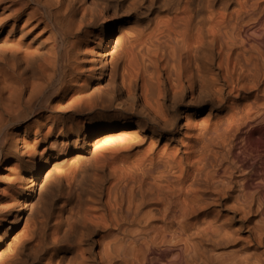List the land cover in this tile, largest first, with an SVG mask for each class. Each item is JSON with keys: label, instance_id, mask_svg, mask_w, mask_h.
Masks as SVG:
<instances>
[{"label": "bare ground", "instance_id": "1", "mask_svg": "<svg viewBox=\"0 0 264 264\" xmlns=\"http://www.w3.org/2000/svg\"><path fill=\"white\" fill-rule=\"evenodd\" d=\"M258 126L264 0H0V264H191L202 214L264 247Z\"/></svg>", "mask_w": 264, "mask_h": 264}, {"label": "rangeland", "instance_id": "2", "mask_svg": "<svg viewBox=\"0 0 264 264\" xmlns=\"http://www.w3.org/2000/svg\"><path fill=\"white\" fill-rule=\"evenodd\" d=\"M249 24L251 27L253 26V23L250 22ZM263 128H264V126H258L257 128H255L253 135H252V138H251L252 143L254 142L256 144L259 141L261 142V137H260L258 132ZM91 149H92V147H91ZM228 150H229V146H227L224 151L228 152ZM232 171H233V173H235V174H233V177H232L233 182L235 181L234 184L236 183L235 184V188H236L235 195H238L239 193H242V192L245 193V191H247L246 193L250 194V195H256V196L258 195L257 190L261 189L260 186L263 184V181H262L263 179H262L261 175H258V176L255 174L253 175L252 172H249L250 171L249 169H246L244 167H236L235 166L234 170H232ZM44 173H42V174H44ZM245 181H247V183L249 181V184L246 183L247 186L245 185ZM242 186L246 189H243ZM237 188H238V190H237ZM241 189H243V190H241ZM254 206H255V210H253V211L255 213L253 212V214L251 215L252 217L250 219V220H253V222L252 221H250V222H251V224H253L255 226L258 225L256 227H259V228L261 227L260 230L262 229L261 231H263L264 230V221H263L264 218H261V217H264L262 215V212H263L262 210H264V208H262L260 210V204L257 201L253 205V209H254ZM257 209H259L258 210L259 213L257 212ZM225 214H226V212H225ZM255 214H257V215H255ZM204 217H203V214L200 215L201 220L199 222L200 224H198L199 225L198 229L200 228V230H203V233H204L205 226L207 225V223L205 222L206 220L205 221L203 220ZM261 221H263V222H261ZM203 222H205V223H203ZM133 229L135 230L136 228H133ZM203 233H201L202 235L192 234L190 237L187 236V240L190 239V240H188L189 242L185 238L186 235L185 236L182 235V237L184 236L182 240H181L182 237L179 238L180 242H178L179 244H177V246L179 245L178 247H180L181 245H182V247H186L187 244H189L188 247L190 246V248H187L188 249L187 251L191 255V259H192V260H190L192 262L191 264H193V263H195V264H198V263L199 264H264V262H262V261H264V253L263 252H262L263 254L260 253L261 251H264V247L263 246L260 247V246H257L256 244H253L254 240H255L254 234H252L247 228L245 230H243V232H241L239 235V237H241V238L243 237V239H246L247 241L242 239V243L240 240V242L239 241L232 242L231 245L230 244H222V245L219 244L218 246L216 245L217 248L215 247V245H213L211 243L212 242L211 240L209 242V239H211L212 235L211 234L207 235V233H205L203 235ZM263 233H264V231H263ZM241 235H243V236H241ZM247 236H248V239H247ZM249 237H251L250 240L253 241L252 244H251V241H249V243H248ZM184 238H185V240H184ZM243 242H244L245 246H243L244 245ZM246 242H247L248 246L246 245ZM185 243H187V244H185ZM210 244L212 247L210 246ZM242 246L245 248L247 247V248L245 249ZM256 248H257L258 252L255 250ZM194 253H195V255H194ZM258 253H259V256H258ZM261 257L263 259H261ZM258 258H260L262 261H260ZM257 260H259V261H257ZM258 262H262V263H258Z\"/></svg>", "mask_w": 264, "mask_h": 264}]
</instances>
